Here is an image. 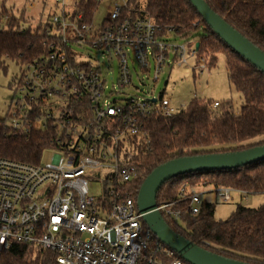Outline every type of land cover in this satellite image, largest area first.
Here are the masks:
<instances>
[{
  "label": "built area",
  "instance_id": "1",
  "mask_svg": "<svg viewBox=\"0 0 264 264\" xmlns=\"http://www.w3.org/2000/svg\"><path fill=\"white\" fill-rule=\"evenodd\" d=\"M54 1L49 50L19 65L0 118L4 136L40 143L27 159L0 155V248L28 244L52 252L56 264H184L165 245L149 246L153 233L130 189L137 174L129 154L149 147L148 116H170L189 101L156 95L145 81L156 83L166 65L194 58L193 69L202 71L207 62L195 41L172 42L183 35L155 23L141 4L113 0L96 20L103 0ZM213 191L223 202L234 192L247 195ZM200 194L183 186L179 197L189 196L197 213ZM176 201L157 208L176 218Z\"/></svg>",
  "mask_w": 264,
  "mask_h": 264
},
{
  "label": "trees",
  "instance_id": "2",
  "mask_svg": "<svg viewBox=\"0 0 264 264\" xmlns=\"http://www.w3.org/2000/svg\"><path fill=\"white\" fill-rule=\"evenodd\" d=\"M218 15L264 51V0H205ZM5 0L0 6V70L7 71L6 60L21 65L48 52L47 22L22 27L9 15L7 27ZM140 4L160 26H173L176 33L199 41L197 54L207 57V68L214 66L218 54L224 56L228 82L240 93L242 102L234 109L230 101L193 96L187 105L170 116L151 114L144 128L150 144L129 154L136 178L130 185L137 197L143 179L157 166L181 156L248 149L264 144V73L232 50L203 20L189 0H129ZM8 15V14H7ZM218 102L217 106L214 103ZM260 136L259 139L256 137ZM38 139L4 136L0 124V155L27 159L39 150ZM199 184L225 186L246 194L264 193V160L234 169L197 171L164 182L156 195L157 206L176 201L174 218L160 211L166 224L176 233L223 257L251 264H264V204L257 208L237 205L225 220L215 219V205L202 201L197 213L190 209L189 196L180 198V189ZM209 243V246L203 242ZM150 247H163L151 235ZM178 256V255H177ZM184 264H188L182 259ZM0 264H56L54 254L40 248L12 243L0 250Z\"/></svg>",
  "mask_w": 264,
  "mask_h": 264
},
{
  "label": "water",
  "instance_id": "3",
  "mask_svg": "<svg viewBox=\"0 0 264 264\" xmlns=\"http://www.w3.org/2000/svg\"><path fill=\"white\" fill-rule=\"evenodd\" d=\"M206 24L232 50L264 73V51L218 15L205 0H189ZM199 47V41L195 44ZM264 160V144L244 150L173 158L154 168L142 181L136 205L144 223L159 242L174 251L188 264H251L223 257L174 232L157 208L156 195L167 180L190 172L234 169ZM1 250V248H0Z\"/></svg>",
  "mask_w": 264,
  "mask_h": 264
},
{
  "label": "rangeland",
  "instance_id": "4",
  "mask_svg": "<svg viewBox=\"0 0 264 264\" xmlns=\"http://www.w3.org/2000/svg\"><path fill=\"white\" fill-rule=\"evenodd\" d=\"M5 1V7L7 8L6 13L8 15H4V17L1 19L2 28L7 27L6 22L9 19V15H13L17 19H21V26L25 27L28 25L35 26L39 22L45 23L50 20L51 15L54 12H57V5L54 0H42V2H44L45 10L42 11V14H39L37 17L26 15V8L27 10L30 9L27 3L25 8V2L23 0ZM111 1L113 0H103L100 3L95 16L96 20L101 18L105 14V8ZM1 2L2 0H0V6ZM66 31H68L67 38L70 39L71 37H69V31L71 32V28L68 27ZM170 40L174 43L195 41V39H193L191 36L176 37L173 35L170 36ZM195 42H197V40ZM71 48L75 51H83L82 48L77 47L75 44H71ZM198 56H203L205 61L207 62V57L205 55L200 54ZM6 64L8 66L6 73H3L0 70V118L4 116L8 105L13 101L12 81L17 75L19 69V65H17L13 61L6 60ZM113 64L114 67L111 72L112 74H114V76H116V63L113 62ZM195 65L196 63L194 58L190 59L188 65H166L163 72L159 76V80L156 83H153L151 80L152 78L150 77L145 81L144 87H146L147 90L152 89L153 93L156 95L161 92L164 96L168 97L173 102H179L181 100L188 101L193 96H199L223 102L230 101L234 109H236L240 105V103L242 102L241 95L228 82L224 56L222 54H218L216 64L210 68H205L202 71H199L198 69H193ZM133 74H135L134 71ZM133 79L134 83L139 84L135 75ZM259 138L260 136L256 137V139ZM46 157L47 155H44L43 159H45ZM215 187L217 186H206L199 184L190 188L196 192L201 193V200L207 199L209 200V202L214 203V217L217 220H225L239 204L252 208H257L261 204H264V193L247 194L244 198L245 194L240 196V194L234 192L232 194L231 200L223 202L219 199L216 193H214L213 189ZM208 189L210 190L209 192L207 191Z\"/></svg>",
  "mask_w": 264,
  "mask_h": 264
},
{
  "label": "crops",
  "instance_id": "5",
  "mask_svg": "<svg viewBox=\"0 0 264 264\" xmlns=\"http://www.w3.org/2000/svg\"><path fill=\"white\" fill-rule=\"evenodd\" d=\"M23 1L25 2V8H26V3H27L30 9V10H27L26 8L25 10L26 15L37 17L39 14H42V11L45 10L44 2H42V0H27V1L23 0ZM207 191L209 192L210 190L208 189ZM242 195L243 194L241 193L240 196ZM244 197H246V195ZM202 201H209V200L203 199Z\"/></svg>",
  "mask_w": 264,
  "mask_h": 264
}]
</instances>
